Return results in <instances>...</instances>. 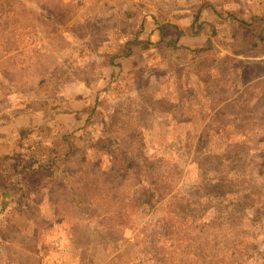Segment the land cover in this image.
<instances>
[{
    "label": "rangeland",
    "instance_id": "374dc122",
    "mask_svg": "<svg viewBox=\"0 0 264 264\" xmlns=\"http://www.w3.org/2000/svg\"><path fill=\"white\" fill-rule=\"evenodd\" d=\"M233 15L253 21L252 37ZM263 17L264 0H0V153L11 151L19 169L30 155L40 167L35 182L25 173L10 187L16 212L30 214L12 222L0 212V264H264V104L247 90L250 105L225 117L233 126L216 133L214 111L194 124V108L213 91L240 92L226 88L214 52L192 64L177 46L149 45L107 69L128 39L158 37L159 24L176 39L175 23L180 35L192 23L201 31L182 37L235 35L239 57L257 58L246 69H259ZM91 139L128 162L107 160L113 150L93 144L86 165L79 157ZM68 147L78 153L48 166Z\"/></svg>",
    "mask_w": 264,
    "mask_h": 264
},
{
    "label": "trees",
    "instance_id": "16d2710c",
    "mask_svg": "<svg viewBox=\"0 0 264 264\" xmlns=\"http://www.w3.org/2000/svg\"><path fill=\"white\" fill-rule=\"evenodd\" d=\"M199 9V8H198ZM200 10V9H199ZM197 13L199 12L198 10H196ZM233 20L235 21V23H237V25H240L243 28L247 27V28H251L249 29V33L251 35V37L253 36V31L255 30V26L252 24V22H248L246 19L243 18V16H237V15H233ZM197 20L200 19H196L194 20V22L196 23ZM264 20V17H263ZM202 23V21H201ZM235 23L234 26H235ZM175 27H177L178 30V36L176 37V39H174L175 37L172 38H167L165 35V28L164 25L159 24V27L157 28L155 34H157V31L159 33V35L157 34L158 37H152V36H148V37H132V39H128L125 43V47L126 50L120 52V53H115L112 57H111V61L107 62V69H111L116 67L117 65L120 66L122 68V64L123 61L128 57V56H136L138 54H136L138 52V50H143L144 48H148L149 45H155V46H160V48H165V47H169V51L171 53V47L172 46H177L180 48V50H175L174 53L178 52L181 55H187L188 57L192 58L193 60H191L190 62H193L192 64H196L199 62V60L201 58H205V57H209V53L210 52H214V55L211 58L212 60V64L216 65L215 67H218L219 65H222L223 67V76H229V78L231 80L225 79L224 81H230L229 84H226V88H232L235 90V88L240 89V92L236 94V90L233 94V99L231 98V95L233 92H231L230 89H223V90H218V91H213L212 93V99H211V103H207V105H203L201 103L200 107H196L194 108V112L195 115H193V122L194 124H196L197 126H199L200 124H202L205 120H207V117H209L212 112L214 111V115L212 116V119H216L217 123L219 124L217 129L215 130L216 133H220V129L222 130L224 126H233L235 119L232 120V122H229L226 120L225 117H233L234 114L232 113L235 106L240 107V105H243V102H246L247 104L250 105L249 101H243V99L245 98L244 95H246V91L249 90L250 94L249 97L251 99V101L253 100V105H263L264 104V62L260 61L258 63H256L257 67L259 69H255V68H251V69H246V67L249 66H245L246 64L248 65V63H251L254 59H247L244 57V55H242V58L239 57L240 53L238 54V50H237V45L233 46L235 43H230L231 41L236 42V38L234 37L235 35H231L230 33L228 34V37H225L224 35H221L222 37H208L205 43V40H203V43H199L197 41H194V43L197 42V44H190V43H185L182 42L181 43V38L182 35L185 34H195L198 35L199 31L198 29H196V24L195 26L193 25L194 23H192V27L191 28H187L186 30H183V33L180 35V28L181 26L177 23H175ZM168 26V23L166 24ZM201 32V31H200ZM219 30L214 32V34L212 35H216L219 36ZM142 34H144L143 32L139 33V36ZM217 38V39H216ZM262 40H264V35L261 37ZM239 42V41H238ZM237 42V43H238ZM139 44V46L137 45ZM140 44H142V46H140ZM221 44L227 45V47L229 49L226 50H220L221 48ZM137 45V46H136ZM122 47V48H123ZM135 48V51H133V49ZM257 49H259L258 47L256 48H251L250 51L251 53H255L257 52ZM137 50V52H136ZM243 53H248V50L242 51L241 54ZM250 58L252 57V54L249 56ZM118 59H120L121 61H117ZM94 62L90 67L89 70L92 71L91 73L94 72L95 69V60L92 61ZM106 62V60L104 61ZM98 64H100V62H97ZM179 64L178 61L174 60V65ZM191 64V65H192ZM155 65V63H153V66ZM254 65V64H253ZM104 68H101L100 70H103ZM115 70H113L114 72ZM117 75H119L118 72H116ZM188 77V76H187ZM117 78V77H116ZM231 81H234L236 83V86L232 85ZM181 82V79H180ZM180 85H182L180 83ZM181 90V89H179ZM94 97V102L96 101V99L98 98V94H92L90 96V100ZM124 102V101H123ZM24 104V102H22ZM117 103L116 105L118 106ZM67 108L70 111H80L83 110L81 107L79 108H73L70 104H67ZM96 108V107H94ZM88 117H90L91 115H93V111L90 109H87V111H84ZM211 112V113H210ZM210 113V114H209ZM8 116V115H7ZM116 115H115V119H113L112 124L114 125L116 122ZM255 119L251 118L250 120L244 121V126H245V132L249 133L251 131V125L255 124ZM249 127V128H248ZM96 128L98 130L101 131V133H103V129H100L99 127L96 126ZM24 130V128H23ZM240 132H243L242 130H239ZM92 142H89L90 144L88 145L89 149L85 150L83 149L82 153V157H79V159H81V161L83 163H85L86 165L89 164L88 162H86V160L89 158L88 153L90 152V148L92 147L93 144H95V149L97 150V152H104V151H112L111 153H109L106 156L107 160H110L111 162L117 161L118 159L120 160H124L126 163L128 162V158H126L125 153L123 152H117V150L115 148H111L112 150H105L104 149V145L105 140L102 141L100 145V142H98V139L96 141H94L93 139H91ZM98 142V143H96ZM111 146V143H110ZM69 150L68 151H63V152H56V155H54L53 157L49 156V161L50 163L48 164V166H50L52 168L53 164H62V162H66L67 160L71 159L73 157L74 154H77L78 152H76L77 150L75 149V147H68ZM71 150H73V153L71 152ZM11 151L7 152V151H3L0 153V212L3 211H10L13 213V217H12V222H17L18 218L22 216V214L26 213V214H30V212H26L23 209H20L21 211L19 213L16 212L17 206L20 208L21 206L19 205V203H17L15 200H13L14 197H12L11 191H10V187L14 184V183H18L19 181H23V178H28L25 177L24 174H32L34 177V182L35 179L39 178L36 177L39 174L38 169L40 168L35 167V160L33 159V157L30 155L28 159H26L25 164L23 166V169H19V162L20 160H18V158H16L15 156H13L12 153H10ZM117 152V155H116ZM80 153V154H81ZM70 154V155H69ZM72 154V155H71ZM223 154L226 156L225 152L223 151ZM67 157V160H66ZM57 159H59V161H57ZM76 159V157H75ZM254 159L250 158L248 163H253ZM256 162L258 164H261V162L259 160H256ZM21 164V162H20ZM90 168L92 166H89ZM13 170V171H12ZM19 170V172H18ZM51 170V169H49ZM15 174H17V176L19 177L18 179H15ZM69 175V174H68ZM66 176V174H65ZM80 181L82 183H84V178L87 177V175H81L79 174ZM70 180V178H69ZM222 182V180H221ZM39 184V183H37ZM253 186V185H252ZM86 190L85 188V184L83 185V190L81 193V195H84V191ZM73 194H75V191H73ZM254 196V194H251ZM53 196V195H52ZM88 196H82V201H87ZM255 198H257L255 196ZM51 200H53V202H55V197L53 196L51 198ZM96 202V201H94ZM93 202V203H94ZM99 203V202H98ZM10 208H15L14 210H11ZM19 210V209H18ZM55 210L60 212V208L59 207H55ZM16 213V214H14ZM40 216L44 217L43 214H41ZM37 217V216H36ZM35 217V218H36ZM70 219L72 220V216H69ZM46 218L48 221L54 222L55 219L54 217H44ZM51 219V220H50ZM69 219V218H67ZM58 220V219H57ZM37 222H35L36 227L39 229L40 226V222L37 219ZM61 222H65V218L63 216L59 217V223ZM33 223V222H32ZM41 232V231H40Z\"/></svg>",
    "mask_w": 264,
    "mask_h": 264
},
{
    "label": "crops",
    "instance_id": "0c3cea01",
    "mask_svg": "<svg viewBox=\"0 0 264 264\" xmlns=\"http://www.w3.org/2000/svg\"><path fill=\"white\" fill-rule=\"evenodd\" d=\"M207 38L208 37H204V39L203 40H205V42H206V40H207ZM186 39V40H185ZM203 40H202V37H194V36H190V37H182L181 38V42H185V43H190V44H192V45H194V44H197V42H199V43H203ZM194 41H197L196 43H194ZM131 56H128L126 59H128V58H130ZM133 57V56H132ZM125 59V60H126ZM124 60V61H125ZM123 61V62H124ZM7 120V118H5L1 123H0V126H1V124L3 123V122H5ZM28 123H33L34 124V122H32L31 120H29L28 121ZM35 127V126H34ZM34 127L33 126H31V128H33L34 129ZM26 129H27V127H26Z\"/></svg>",
    "mask_w": 264,
    "mask_h": 264
}]
</instances>
